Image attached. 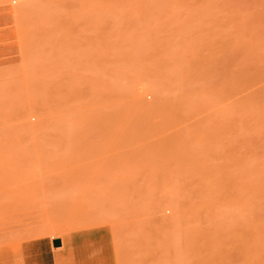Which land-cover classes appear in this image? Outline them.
Segmentation results:
<instances>
[{
	"label": "rangeland",
	"instance_id": "1",
	"mask_svg": "<svg viewBox=\"0 0 264 264\" xmlns=\"http://www.w3.org/2000/svg\"><path fill=\"white\" fill-rule=\"evenodd\" d=\"M0 264H264V0H0Z\"/></svg>",
	"mask_w": 264,
	"mask_h": 264
},
{
	"label": "water",
	"instance_id": "2",
	"mask_svg": "<svg viewBox=\"0 0 264 264\" xmlns=\"http://www.w3.org/2000/svg\"><path fill=\"white\" fill-rule=\"evenodd\" d=\"M54 246H55V247H59V246H61V241H60V240L55 241V242H54Z\"/></svg>",
	"mask_w": 264,
	"mask_h": 264
}]
</instances>
